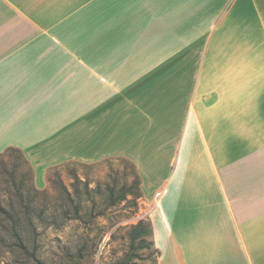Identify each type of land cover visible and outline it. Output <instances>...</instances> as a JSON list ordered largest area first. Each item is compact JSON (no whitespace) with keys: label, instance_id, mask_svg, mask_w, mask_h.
Wrapping results in <instances>:
<instances>
[{"label":"crops","instance_id":"0c3cea01","mask_svg":"<svg viewBox=\"0 0 264 264\" xmlns=\"http://www.w3.org/2000/svg\"><path fill=\"white\" fill-rule=\"evenodd\" d=\"M214 1L0 0V153L140 172L174 142L171 264H264V0Z\"/></svg>","mask_w":264,"mask_h":264},{"label":"rangeland","instance_id":"374dc122","mask_svg":"<svg viewBox=\"0 0 264 264\" xmlns=\"http://www.w3.org/2000/svg\"><path fill=\"white\" fill-rule=\"evenodd\" d=\"M219 1L210 6L223 18L231 3ZM230 12L235 17L247 14V8L240 2ZM184 55L179 60L185 57L189 68L192 59ZM170 145L161 154L143 149L140 172L131 160L112 156L65 162L44 177L20 151L5 150L0 154V264H171V236L159 208L155 214L156 191L168 181L161 206L178 240L169 211L177 148ZM187 240L193 242L192 234ZM191 256L187 251V264H193Z\"/></svg>","mask_w":264,"mask_h":264},{"label":"trees","instance_id":"16d2710c","mask_svg":"<svg viewBox=\"0 0 264 264\" xmlns=\"http://www.w3.org/2000/svg\"><path fill=\"white\" fill-rule=\"evenodd\" d=\"M10 149L18 150V151H20V152L23 154V152H22L20 149H18V148H15V147H9L7 150H10ZM7 150H6V151H7ZM0 154H3V152L0 153ZM23 155H24V154H23Z\"/></svg>","mask_w":264,"mask_h":264}]
</instances>
